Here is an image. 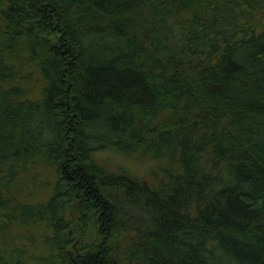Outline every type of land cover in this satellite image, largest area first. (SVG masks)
Returning <instances> with one entry per match:
<instances>
[{
  "label": "trees",
  "instance_id": "16d2710c",
  "mask_svg": "<svg viewBox=\"0 0 264 264\" xmlns=\"http://www.w3.org/2000/svg\"><path fill=\"white\" fill-rule=\"evenodd\" d=\"M0 264H264V0H0Z\"/></svg>",
  "mask_w": 264,
  "mask_h": 264
},
{
  "label": "rangeland",
  "instance_id": "374dc122",
  "mask_svg": "<svg viewBox=\"0 0 264 264\" xmlns=\"http://www.w3.org/2000/svg\"><path fill=\"white\" fill-rule=\"evenodd\" d=\"M114 158H115V161L113 160L114 162H119L122 166L126 167L129 172H131L132 174H134L136 176H140L143 168L137 162H135V161L133 162L132 160L124 159V158L119 157V156H115ZM112 165L114 166L113 162H112L111 166L109 165V167L113 168ZM148 169H149V167L147 165V167L143 171L148 172ZM145 172H143V173H145ZM144 175H146V174H144ZM24 230L25 229H23L22 231H24Z\"/></svg>",
  "mask_w": 264,
  "mask_h": 264
}]
</instances>
